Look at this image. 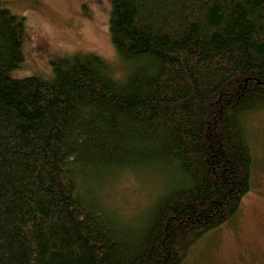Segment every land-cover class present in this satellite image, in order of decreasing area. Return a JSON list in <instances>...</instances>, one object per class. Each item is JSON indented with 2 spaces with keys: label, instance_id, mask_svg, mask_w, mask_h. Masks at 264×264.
I'll return each instance as SVG.
<instances>
[{
  "label": "trees",
  "instance_id": "obj_1",
  "mask_svg": "<svg viewBox=\"0 0 264 264\" xmlns=\"http://www.w3.org/2000/svg\"><path fill=\"white\" fill-rule=\"evenodd\" d=\"M111 4L124 81L96 54L11 78L26 24L0 8V264H183L251 191L264 0ZM124 173L162 175L130 221L99 194Z\"/></svg>",
  "mask_w": 264,
  "mask_h": 264
},
{
  "label": "rangeland",
  "instance_id": "obj_2",
  "mask_svg": "<svg viewBox=\"0 0 264 264\" xmlns=\"http://www.w3.org/2000/svg\"><path fill=\"white\" fill-rule=\"evenodd\" d=\"M0 8L24 18L26 24L24 61L10 74L13 79L49 80L51 63L75 54L102 57L119 81L132 71L127 74L111 42V0H0ZM246 126L254 160L251 191L239 214L198 241L183 264H264V109L248 116ZM161 176L124 173L106 183L99 194L130 221L162 190V181L156 182Z\"/></svg>",
  "mask_w": 264,
  "mask_h": 264
}]
</instances>
